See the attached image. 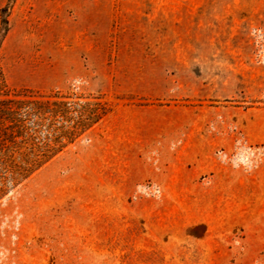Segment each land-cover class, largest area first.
<instances>
[{
  "label": "crops",
  "instance_id": "0c3cea01",
  "mask_svg": "<svg viewBox=\"0 0 264 264\" xmlns=\"http://www.w3.org/2000/svg\"><path fill=\"white\" fill-rule=\"evenodd\" d=\"M239 1L221 5L237 6ZM217 2L15 0L2 47L12 53L33 52L41 40L15 27L16 23L21 26L23 18H37L49 22L46 46L51 62H56L58 22L66 16L73 29L75 51L104 57L107 32L122 6L129 7L125 11L131 15L161 14L166 18L162 28L189 34L193 30L199 33L206 25L201 20L189 22L186 17H201L208 11L203 6H217ZM146 5L154 8H137ZM208 12L216 14L218 10ZM95 16L101 21L90 23L88 19ZM90 29L102 30L97 44H79V33ZM237 50L163 45L156 51L162 54L157 61L148 56L152 52L147 47L140 53L129 47L128 76L120 80L121 86H126L122 92L160 103L116 106L82 136L87 137L85 141L79 138L37 170L48 168L49 189L16 188L0 201V264L105 262V182L107 177H138V172L144 173L139 177H214L215 181L217 177H242L245 196L250 199L251 186L259 204L257 213L263 219L209 225L205 230L216 232L203 233L196 244L208 255L231 256L245 254L246 247L237 244L246 243L256 255L253 261L264 263V159L256 161L253 169L234 167L227 160L239 147L264 149V108L225 104L228 100L264 99V79L251 77L248 63L240 70L234 68L229 55ZM138 54L145 56L138 59ZM221 154L224 157L218 156ZM39 179L42 177H34V182ZM111 196L119 193L113 190Z\"/></svg>",
  "mask_w": 264,
  "mask_h": 264
},
{
  "label": "rangeland",
  "instance_id": "374dc122",
  "mask_svg": "<svg viewBox=\"0 0 264 264\" xmlns=\"http://www.w3.org/2000/svg\"><path fill=\"white\" fill-rule=\"evenodd\" d=\"M230 1L219 0L217 6L202 7L208 11L216 8V14L206 11L201 17H186L189 22L201 20L206 25L199 33L193 30L189 34L162 28L166 18H162L161 14L151 17L140 13L131 15L125 11L129 7L122 6L121 13H116L107 32V53L104 57L97 53L75 51L71 23L66 16H62L58 22L57 60L51 62L46 46L49 22L37 18H23L21 26L16 23L15 27L17 30L26 29L31 36L41 40L33 52L3 50L2 44L8 32L7 16L15 0H0V63L7 86L40 93L102 95L114 108L118 105L156 104L160 102L122 92L126 86L122 87L120 80L128 76L127 50L136 47L140 53L142 47H147L152 52L148 56L158 61L162 54L156 51L161 46L185 44L237 48V53L229 55L233 57L234 68L240 70L248 63L250 76L264 79V0H240L237 2L239 5L231 7L221 5ZM137 8L154 7L146 5ZM227 9L233 12H226ZM98 20L101 21L96 16L88 19L90 23H97ZM101 34L100 29L82 31L78 43L96 45ZM141 56L145 55L138 54V59ZM77 60L82 63H77ZM114 74H117L116 78ZM226 102V105L235 107L264 108V99ZM86 139L84 136L80 141ZM218 156L224 157L223 154ZM260 159H264V149L242 147L227 158L235 164L234 167L250 169ZM48 175V168L37 171L17 189H49ZM137 176L107 177L104 187L106 260L85 264H264L253 261L256 255L251 254L246 243L237 244L246 247L245 254L235 252L231 256L208 255L201 252L202 247L196 244L204 237L203 233L216 232L205 230L209 225H240L243 221L263 219L257 213L259 204L252 196L251 186V196L247 200L242 177H217L215 181L214 177H139L144 176L140 172ZM34 177L42 179L35 183ZM113 190L119 193L118 197L111 196ZM232 258L234 261H231Z\"/></svg>",
  "mask_w": 264,
  "mask_h": 264
},
{
  "label": "trees",
  "instance_id": "16d2710c",
  "mask_svg": "<svg viewBox=\"0 0 264 264\" xmlns=\"http://www.w3.org/2000/svg\"><path fill=\"white\" fill-rule=\"evenodd\" d=\"M113 108L102 95L10 89L0 63V201Z\"/></svg>",
  "mask_w": 264,
  "mask_h": 264
}]
</instances>
